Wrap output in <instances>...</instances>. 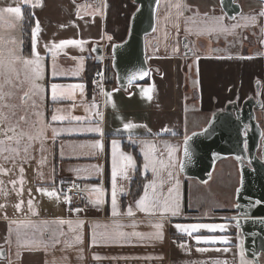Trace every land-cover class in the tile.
<instances>
[{
    "label": "crops",
    "instance_id": "obj_1",
    "mask_svg": "<svg viewBox=\"0 0 264 264\" xmlns=\"http://www.w3.org/2000/svg\"><path fill=\"white\" fill-rule=\"evenodd\" d=\"M21 1L22 11L24 7H30L35 23L38 20L41 29L36 50L44 57L46 79L41 83L46 93L42 104H39L45 123L51 126L46 133L48 139L44 142L43 152L40 151V144L36 143L27 161L19 158L5 161L0 158V167L6 170V174L0 173V205H3L0 207V252L5 251L6 254L4 259L0 256V264H241L243 237L232 220L240 181L234 159L220 161L212 180L206 185H201L196 179L185 178L177 167L175 177L179 188L172 194L173 199H179L180 211L177 215L168 213L162 217L159 213L148 214L137 210L136 204L143 192L138 199H133L132 186L138 175L139 159L144 185L154 179L151 171L144 173L141 141L155 143L160 150L157 156L164 152L162 158L165 160L167 152L164 142H167L179 149L176 156L180 160L185 134L202 129L212 113L224 108L229 101L242 103L255 95L257 81L261 82L263 99V108L257 110V118L264 129V17L259 16L264 12V3L260 0H242V13L229 19L221 9L220 0H160L156 28L146 42L148 63L153 67L148 82L122 90L107 81L99 92L93 93L89 88L90 76L99 70L95 69L97 61L93 47L96 44L103 47L105 59L100 69L106 71L105 60L109 58L113 44L123 41L128 34L131 16L137 8L135 1ZM177 2L182 3L180 9L174 7ZM178 11L183 12L179 18ZM197 13V24L193 25L187 18ZM205 16H223V23L228 28L243 23L242 17L247 16H256L257 23L236 28L232 34L197 35L195 29L202 27L199 19ZM8 25L12 27L11 22ZM189 27L193 28L192 32L187 31ZM72 39L86 41L83 51L76 46L56 50L53 69L52 54L45 45ZM53 70L57 75H52ZM52 84L65 89L75 84H84L85 87L83 93L75 89L74 98H70L66 91L63 98L54 102L51 99ZM153 86L149 101L142 90ZM104 93L110 94L111 99ZM54 114L63 115L66 119L52 122ZM73 117L84 119L77 121ZM129 122L140 127L131 133L126 132L123 125ZM96 126L102 128L103 136L86 130ZM51 128L58 129L60 133L55 139ZM165 128L170 131L164 132ZM130 134L136 143L130 142ZM113 140L120 142L118 156L120 153L131 155L136 162V170H129L127 179L117 175L118 216L112 215L111 205ZM97 142L103 144L102 150L91 147ZM20 167L24 169V184L22 194L18 195ZM162 176L167 181V171ZM12 181L17 182L15 189ZM65 181L75 182L87 192L88 203L80 208L83 210L79 213L69 211V203L64 197L60 196L58 201L38 191V188L60 190ZM174 185L175 180L164 184L165 196ZM93 187L104 190V202L100 205L91 202L98 195L91 191ZM191 187L199 193L223 195L215 198L214 203H208L206 197H202L201 202H195L190 198ZM119 189H123V192ZM21 200L23 208L18 210L15 205ZM29 200L33 203L32 210L29 209ZM129 207L134 212L133 216L127 215ZM60 219L83 220V228L73 232L67 224L61 226L53 223ZM11 221L36 224L38 229L21 226L18 231L25 240H42L44 244L18 246L17 225L11 224ZM44 222H48L47 225ZM157 223L162 224L163 228H155ZM177 224L226 225V230L209 231L202 228L189 236L178 230ZM117 225L123 227L118 228ZM61 231L64 235H59ZM119 231L145 236L162 231L163 238L141 240L130 236L124 242L99 240L101 233L112 235ZM93 232L98 236L96 246L91 243ZM78 234L82 235V243L74 242ZM197 237L201 240L216 238L217 243H197ZM221 237H227L228 243H220ZM224 248L229 251L225 252ZM97 256L100 259L94 258ZM244 260L247 264H255L245 254Z\"/></svg>",
    "mask_w": 264,
    "mask_h": 264
},
{
    "label": "snow or ice",
    "instance_id": "obj_2",
    "mask_svg": "<svg viewBox=\"0 0 264 264\" xmlns=\"http://www.w3.org/2000/svg\"><path fill=\"white\" fill-rule=\"evenodd\" d=\"M28 0H25V3H27ZM35 7V5H33ZM175 8L180 9L182 7L181 2H177L174 5ZM184 8L187 7V5H183ZM10 13L15 14V17L18 19H23L22 15V9L21 7H5L0 9V20L4 19V14ZM183 15L182 11L177 12V17ZM199 14H195L192 17H188L187 20L193 24H197V16ZM259 16L264 17V12L259 13ZM223 16L220 17H200L199 24L202 25V27H197L195 29V33L197 35L202 34H212V33H228L232 34L235 32L236 28L240 27H248L250 25H255L257 23V17L256 16H247L242 17L243 23H237L231 26V28H228L223 23ZM176 27L178 28L179 25L177 24ZM40 25L39 21L37 20L35 23L34 28L32 29L31 35H32V47H31V58H27L23 55V49L20 47V43L17 42L15 38H10L7 41H5L3 36H0V158H3L5 161H15L17 158L22 159L23 161H27L31 158V151L33 149L34 144L39 143L40 144V151L43 152L44 149V142L48 139L46 133L48 128L51 126L50 124H46L43 119V112L42 111H36V109L39 107L37 104V98L39 101L43 102V99L45 97L46 90L45 88L37 83V81L42 80L44 78V57L40 55V53L36 50V43H37V36L40 32ZM188 32H192L193 28L189 27L187 29ZM109 40L112 39L111 36L108 37ZM86 43V41L83 40H66L62 41L59 44L53 43L51 46L45 45V48L48 49V51L52 54V60H53V69H55V60L57 56L58 49H64L67 46H76L80 47V49L83 51V45ZM6 44H11L14 47L11 48H5ZM178 51V49H176ZM249 59L251 57H248ZM81 67L83 65V60L80 61ZM52 75L55 76L57 73L55 70H53ZM148 73L145 71H137L133 72L128 76V83L131 84L133 81L137 79H143L145 76H147ZM27 84L28 87L26 90H24V85ZM84 84H75L68 86L67 89H65L63 86L52 84L51 85V99L55 102L59 98H63L65 92L67 91L69 93L70 98H74V90L79 89L81 93H83ZM154 90V86L150 88L143 89V94L147 97L149 101L152 99V91ZM18 92H22V95L20 96L21 104L17 105L13 103V100L15 99ZM105 96L111 99L110 94L104 93ZM113 107H115L113 103ZM20 108H23V113L18 114ZM31 110V113L29 112ZM60 110H57L59 112ZM99 115V113H96ZM30 116H35L37 119L33 120L30 118ZM66 117L59 114H54L51 117L52 122L60 121L62 122ZM73 119L79 121L84 118L82 117H73ZM102 119V117H101ZM137 127H140V125L134 124V123H125L123 125V129L126 132L131 133V131ZM146 127V126H145ZM89 132H95L98 133L100 136H103V130L101 127H90L86 129ZM51 131L53 133V139H55L56 136H58L60 133L58 129L51 128ZM164 132H169L170 130L165 128L163 129ZM205 132H207V129H204ZM175 135V133H172ZM199 135V133H192V136H188L185 134L184 140H183V156L186 160L191 159V148H190V141L192 140V137ZM128 139L132 143H136V141L133 139L132 135L130 134ZM141 152L144 156V164H143V170L144 173L147 174L149 171L152 172L154 179L149 181L144 185L143 195L139 198L137 201L136 207L137 210L148 213V214H156L159 213L162 217L168 213H171L172 215H177L180 211L179 206V199L178 197L176 199H173V192H177L179 188V182L176 180L175 177V170L177 167L179 170H183L185 167L184 160H178L176 153L179 151L177 147H174L167 142H164V149L167 152V159H163L164 152H160V156H157V152L160 150L157 148L156 144L151 141H141L140 142ZM91 147L103 149V144L100 142H97L95 144H92ZM120 148V142L118 140L112 141V172H111V205H112V215L118 216L120 213L118 211V203H117V184L116 179L117 175H121L124 179L128 178V171L136 170V162L133 159L131 155L120 153L118 156L117 150ZM23 155L21 156V154ZM237 159L243 163V157L238 156ZM43 159L41 160V163H43ZM21 173V179L19 181L20 188L17 190V194L20 195L23 192V173L24 169L23 167H20L19 169ZM167 171V181L163 178L162 173ZM0 173L6 174V170H4L2 167H0ZM175 180V185L173 187H170L168 190L167 196L163 193V186L166 182ZM16 181H12L13 188L15 189ZM0 184H2V181H0ZM30 191V190H29ZM38 191L42 195H46L47 197L55 198L59 201L62 190H57L53 188V190L49 191L47 188H38ZM92 192L97 193V198L95 200H92L91 202L94 205H100L104 202L103 196H104V190L102 187H93L91 189ZM120 192H123V189H119ZM71 192V188L67 190V192H63L64 200L67 203H71V196L68 195V193ZM259 203V202H256ZM29 209H33V203L32 200L28 201ZM0 207H3V205H0ZM15 207L18 210H22L23 208V201L21 200L20 203L15 205ZM83 209L76 208L72 209L74 212H81ZM33 214H36L33 212ZM127 215L133 216L134 212L131 207H129ZM233 219H236L235 217ZM48 222H44L45 225H47ZM53 223H57L58 225H65L67 224L69 228L75 232L77 228L82 229L84 221L77 219L76 221L73 220H64L60 219L58 221H53ZM11 224L17 225V232H16V239L18 246H24V245H36L39 246L41 244H44V242L37 241V240H25L22 238V234L18 231V229L23 227H33L37 228L38 226L36 224H33L31 222H20L17 221H11ZM236 226L239 227V220H236ZM118 228L123 227L122 225H117ZM132 227H135V225H132ZM157 229H162L163 225L160 223H157L154 225ZM176 227L178 230L186 233L187 235H192L193 232L199 231L200 229H208L209 231H225L226 225H204V224H193V225H180L177 224ZM41 235L43 233L41 232ZM59 235H64V233L61 231ZM130 236H136L143 239H162L163 233L162 231H158L155 234H149L148 236H145L144 234L140 233H132V234H126L123 231L116 232L112 235H109L107 233H101L99 234V240L103 241H110V242H124L126 237ZM59 242V241H57ZM75 243H82L83 238L82 235L78 234L75 236ZM217 243L216 238L204 239L201 240V238L197 237V243ZM220 243L227 244L228 238L227 237H221L219 239ZM9 243H11V230L9 232ZM93 246H96L98 243V236L97 233L93 232L92 235V241ZM243 242L241 241V251H240V258H241V264H247V262L244 260V250L242 247ZM71 246V245H69ZM184 247V245H181ZM44 247L46 248L47 245L45 244ZM208 249H198V251H207ZM219 250V249H216ZM224 251H229L228 248H224ZM95 259H100V257H94Z\"/></svg>",
    "mask_w": 264,
    "mask_h": 264
},
{
    "label": "water",
    "instance_id": "obj_3",
    "mask_svg": "<svg viewBox=\"0 0 264 264\" xmlns=\"http://www.w3.org/2000/svg\"><path fill=\"white\" fill-rule=\"evenodd\" d=\"M134 1L137 8L131 16L128 34L123 41L113 44L109 55L116 85L122 90L143 83L153 70L148 63L146 42L155 31L160 0ZM241 1L220 0L221 9L229 19L242 13ZM93 53L97 63L102 64L103 47L96 44ZM141 70L148 75L129 84L128 76ZM255 89V95L242 103L229 101L224 108L214 111L209 122L194 131L199 135L190 141V161L184 158L181 150L180 160H184L185 167L180 173L187 179L207 184L220 161L229 158L236 161L240 181L232 220L235 224L239 220L245 256L255 264H264V129L257 118V110L263 108L260 81L256 82ZM238 156L244 158L243 163ZM0 256L4 259L5 251H1Z\"/></svg>",
    "mask_w": 264,
    "mask_h": 264
},
{
    "label": "rangeland",
    "instance_id": "obj_4",
    "mask_svg": "<svg viewBox=\"0 0 264 264\" xmlns=\"http://www.w3.org/2000/svg\"><path fill=\"white\" fill-rule=\"evenodd\" d=\"M17 6L21 7V9H22L23 3L21 0H0V9L5 8V7H17ZM22 15H23V11H22ZM8 22L12 23V27H10L8 25ZM23 33H24L23 19L21 20V19L16 18L15 14L5 13L4 19L0 20V36H3L5 41H7L10 38H15L18 43H20L22 41V43H20V47L23 49V55L25 57L29 58V56H26L24 54ZM11 47H14V46L11 44L5 45L6 49L11 48ZM105 61L107 63L108 59ZM45 79H46V69L44 68V78L42 80L37 81V83L44 86L42 83H44L43 81H45ZM27 87H28V85L25 84L24 90H26ZM21 95H22V92H18L15 99L13 100V103L20 105L21 104V99H20ZM39 102L40 101L37 98V104L39 105V107L36 109V111H40L41 106H40ZM29 112L31 113V110H29ZM21 113H23V108H20V110L18 112V114H21ZM30 118L31 119H37V117H35V116H30ZM201 185H206V184H201ZM223 185L227 186L226 183H224ZM189 194H190L191 200L193 199V200H195V202H201V201H203L202 197H206L208 203H214L215 198L220 197L221 194L223 195V193H221L220 195L215 194V196H213L211 193H208V192L207 193H199V192H196L192 187L190 188ZM222 204H223V202H222Z\"/></svg>",
    "mask_w": 264,
    "mask_h": 264
},
{
    "label": "trees",
    "instance_id": "obj_5",
    "mask_svg": "<svg viewBox=\"0 0 264 264\" xmlns=\"http://www.w3.org/2000/svg\"><path fill=\"white\" fill-rule=\"evenodd\" d=\"M23 22H24V33H23V40H24V54L26 56H31V46H32V29L35 26V18L32 12V9L30 7H24L23 8ZM102 64H95V69H100ZM106 74H107V81L116 84L115 82V73L111 66V59L108 58V61L106 63ZM148 78L143 82H148ZM145 179L141 177V160L139 159V170L138 175L136 179L133 181L132 186V198L138 199L142 192H143V186H144Z\"/></svg>",
    "mask_w": 264,
    "mask_h": 264
},
{
    "label": "built area",
    "instance_id": "obj_6",
    "mask_svg": "<svg viewBox=\"0 0 264 264\" xmlns=\"http://www.w3.org/2000/svg\"><path fill=\"white\" fill-rule=\"evenodd\" d=\"M106 82L107 74L105 69H99L91 74L89 88L93 93L99 92L100 89L106 84ZM69 188H71V192L68 193V195L71 196L69 211L73 213L74 211H72V209L84 207L88 203V195L87 192L79 184L71 181H65L61 184L60 187V190H62V197H64L63 192H67Z\"/></svg>",
    "mask_w": 264,
    "mask_h": 264
}]
</instances>
